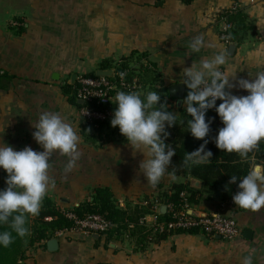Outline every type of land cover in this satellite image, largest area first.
Listing matches in <instances>:
<instances>
[{"label":"crops","instance_id":"crops-1","mask_svg":"<svg viewBox=\"0 0 264 264\" xmlns=\"http://www.w3.org/2000/svg\"><path fill=\"white\" fill-rule=\"evenodd\" d=\"M233 5L253 32L230 41L236 47L229 54L218 30L220 13ZM132 51L146 54L142 63H155L158 86L184 82L186 89L192 78L218 80L223 109L209 142L251 150L252 120L264 109V0H0L1 190L23 203L44 194L66 208L98 186L109 187L119 204L154 195L158 184L167 189L188 181L201 188L198 179L163 171L152 140L166 122L129 107L125 95L115 94L114 103L124 107L115 114L133 122L130 137L98 145L80 135L77 105L62 92L66 78ZM247 183L254 186L244 195L249 208L232 211L241 228L232 241L174 233L139 251L126 237L107 241L74 232L55 235V251L46 240L28 246L19 264H264V184L260 178ZM218 203L201 200L192 210L214 212ZM156 219L154 212L144 217L147 225Z\"/></svg>","mask_w":264,"mask_h":264},{"label":"trees","instance_id":"trees-1","mask_svg":"<svg viewBox=\"0 0 264 264\" xmlns=\"http://www.w3.org/2000/svg\"><path fill=\"white\" fill-rule=\"evenodd\" d=\"M220 14L231 23L228 31L231 42L240 43L246 32L252 30L247 24V15L238 7H229ZM145 57V53L132 51L118 60L102 61L99 68L114 67L115 71L127 68V78L138 80L141 84L138 93L130 95L125 92L127 105L138 106L141 112L152 113L153 121L166 122L165 130L152 140L153 157L161 164L164 172L187 179H198L201 181V188L191 187L188 181L171 183L167 189L158 184L154 195L143 196L136 202L126 199L123 204H119L109 187L98 186L91 189L87 199L66 208H60L49 196L40 193L23 203L13 193L0 188V264H19L28 246L52 238L57 231L69 228L71 221L64 216L67 211L80 218L91 213L101 214L111 224L104 233L107 241L126 237L134 244L135 250L144 251L151 244L158 243L171 234L200 232L197 228L156 231L147 228L143 219L153 212L155 204L167 207L165 212L157 213V221L165 222L172 220V213L184 203L194 209L201 200L217 199L222 202L234 198V209L249 208L244 195L254 188L247 180H251L252 168L256 164L263 167L260 182L264 184V109L259 110L252 120L253 146L250 151L238 147L231 149L224 143L210 144L215 123L222 113V101L214 102L205 97H196L193 87L186 83V106L182 108L176 105L175 99L169 97L167 88L158 86L160 74L155 63L141 62ZM82 75L97 76L94 71ZM217 81L214 82V88L221 90ZM75 87L76 81L74 84L64 82L62 86V92L73 104H76ZM76 105L78 108L79 104ZM104 107L112 111L124 110L119 102ZM116 117L117 121L113 123L99 121L92 124L80 121L79 133L85 141L98 145L130 137L135 132L133 122L121 119L117 113ZM205 145L212 151V156L207 159L201 154ZM170 206L172 210L169 209Z\"/></svg>","mask_w":264,"mask_h":264},{"label":"built area","instance_id":"built-area-1","mask_svg":"<svg viewBox=\"0 0 264 264\" xmlns=\"http://www.w3.org/2000/svg\"><path fill=\"white\" fill-rule=\"evenodd\" d=\"M237 6H231L235 9ZM231 28V23L227 22L225 17H221V22L218 30L220 40L228 45L230 44L228 31ZM112 70L111 76H77L75 87L76 100H82L83 104L77 108L78 117L83 123L96 124L99 121H109L111 123L117 121L115 111L110 110L105 105L114 102L115 94L123 97L127 91L130 95L138 93L141 89V84L136 78L128 79L129 70L127 68L115 71ZM112 77V78H111ZM187 83L193 87L196 97H205L214 102L222 101L224 94L221 90L214 88V82L207 79L192 78ZM125 100V99H124ZM102 106L101 108H99ZM184 196V193H181ZM238 196V195H237ZM145 203V202H144ZM236 207L234 198L218 203V209L211 214L193 211L184 203L180 209L172 213L173 219L170 221H156L147 225V228L156 230H170L173 228H197L201 233L214 237L219 235L226 241H232L240 234L241 228L235 219L232 211ZM167 208V207H165ZM172 210V207L169 208ZM160 207L158 204L153 206V212L158 213ZM227 210V213L223 211ZM64 216L71 221L69 228L57 231L56 236L69 233H80L83 235H104L106 230L111 226L110 222L101 214L91 213L82 218L77 217L73 212H64ZM49 220V218H46Z\"/></svg>","mask_w":264,"mask_h":264},{"label":"water","instance_id":"water-1","mask_svg":"<svg viewBox=\"0 0 264 264\" xmlns=\"http://www.w3.org/2000/svg\"><path fill=\"white\" fill-rule=\"evenodd\" d=\"M236 45L235 44H230L228 46V53L231 54L234 52ZM96 75L98 76H107L110 77L112 70L111 69H97L95 71ZM75 82V76L72 75L71 76V80L68 82L70 84H74ZM167 92L169 97L174 98L176 100V104L180 105L184 95H185V83L184 82H175L173 84H170L167 87ZM76 104L82 105L83 101L82 100H76ZM251 144H253V142H251ZM202 156L207 159L210 156H212V151L210 149V147L208 145H205L202 148V152H201ZM263 176V167L260 164H256L253 166L252 168V172H251V179L256 180L259 179ZM245 180H242V182H244ZM166 208L165 206H161L160 207V212H165ZM204 212H201V215H204ZM251 234L250 230H244L243 231V235L245 237H249ZM97 237V236H96ZM215 238H221L219 235H216ZM46 246L48 248L49 251H55L58 247V240L55 237L49 238L46 240Z\"/></svg>","mask_w":264,"mask_h":264},{"label":"rangeland","instance_id":"rangeland-1","mask_svg":"<svg viewBox=\"0 0 264 264\" xmlns=\"http://www.w3.org/2000/svg\"><path fill=\"white\" fill-rule=\"evenodd\" d=\"M66 80L70 81L69 78H66Z\"/></svg>","mask_w":264,"mask_h":264}]
</instances>
